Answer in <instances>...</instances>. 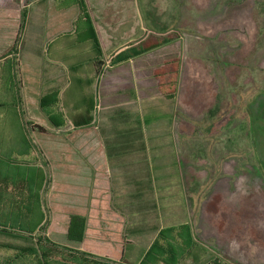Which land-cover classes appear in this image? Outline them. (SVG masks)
<instances>
[{"label": "rangeland", "instance_id": "1", "mask_svg": "<svg viewBox=\"0 0 264 264\" xmlns=\"http://www.w3.org/2000/svg\"><path fill=\"white\" fill-rule=\"evenodd\" d=\"M70 1L11 3L19 9L21 31L26 27L34 35L48 23L50 34L63 32L67 42L78 39L77 50L84 59L91 56L93 47L78 38L79 31L71 32L82 12L78 5L64 4ZM84 1L106 54L135 43L145 33L159 36L162 31L178 37L120 65L112 66L109 59L103 74L108 80L106 88L102 90V82L98 86L97 126L80 132L76 150L96 152L100 163L105 151L102 135L111 140L110 136L129 133L123 128L140 116H149L153 120L146 133L152 137L155 181L174 186L157 192L160 204L172 203L185 210L191 205L190 189L200 185L207 199L214 192L222 193L226 207L223 231L217 230L207 213L200 211L197 222V236L209 245L210 259L219 257L223 264H264V0ZM31 40L35 45L33 36ZM178 54L182 58L178 95L165 100L153 85L152 72L165 58ZM49 136L50 141L42 145L47 148L51 170L43 164L38 143L33 159L51 172L52 188L45 200L51 219L48 234L64 244L68 243L70 214L88 211L90 177L95 172L87 166L79 168L76 177L65 176L69 182L64 185L59 152L71 150L72 145L58 141L56 132ZM29 161V157L0 154V175L8 177L17 166L30 165ZM98 183H105L102 173ZM179 187L184 190L180 192ZM187 192L183 198L181 194ZM167 194L175 200H168ZM90 245L88 238L86 247Z\"/></svg>", "mask_w": 264, "mask_h": 264}, {"label": "crops", "instance_id": "2", "mask_svg": "<svg viewBox=\"0 0 264 264\" xmlns=\"http://www.w3.org/2000/svg\"><path fill=\"white\" fill-rule=\"evenodd\" d=\"M40 27L34 35L26 27L21 31L16 3L9 0L3 4L0 0V154L9 153L10 158L29 157L31 163L35 144L38 143L43 164L46 162L51 170L47 148L42 145L50 141L49 135L56 132L58 141L72 145L71 150L61 149L59 152L63 184L69 182L65 180V176L72 174L76 177L79 168L87 166L95 172V176L91 173L88 190L89 212L70 214L84 215L88 219L85 238L78 244L82 250L114 261L125 259L132 264H142L144 256L162 229L171 227L173 230L169 232L170 238L182 241L178 226L186 224L190 228L188 240L197 241V246L190 248L188 257L181 264H223L219 257L210 259L209 245L204 243L203 236H197L199 212L206 213L204 201L209 199L206 194H202L204 185L190 189L191 205L185 210H178L177 205L172 203H168V206L160 204L157 192L171 190L173 185L155 181L151 164L152 137L146 133V127L151 123L146 125L143 119L138 118L136 122L123 128V131L129 133L121 132L122 134L110 136L111 140L102 135L105 151L100 156V163L96 152L90 151L88 154L76 150L79 148L76 144L82 139L80 132L97 126L95 104L100 90L98 86L102 82L103 90L108 80L104 77V69L101 73L98 72L100 65L97 62L100 57L98 58L94 48L91 56L86 55L83 59L81 50H77L78 39L67 42L63 32L50 34L48 23ZM73 31H79L77 36L80 38L79 25L76 24L71 32ZM96 31L99 36L97 28ZM19 36L21 41L18 43ZM31 36L35 38V45ZM58 38L59 42L56 41ZM85 41H90L93 47L91 40ZM101 45L103 48L102 41ZM126 46L128 44L106 54L104 68L109 59L112 61ZM51 52L52 56L46 57ZM130 59L116 63L112 61V66ZM152 79L156 87L153 72ZM37 125L47 131H40ZM79 159L87 162L82 164ZM174 159L176 160L175 156ZM43 164L37 163L42 167ZM32 165L33 163L22 167ZM18 167L16 172L10 171L7 181L0 180L1 185L9 184V191L27 189L24 168L21 167L19 173ZM100 173L105 177L104 185L98 183ZM49 177L51 181V172ZM157 180H160L159 176ZM62 190L64 196L65 187L61 192ZM182 190L184 188L179 187V191ZM181 196L186 198L188 192ZM174 198L172 194H167L168 200H175ZM179 215L182 217L180 220ZM92 221L95 222L93 226ZM88 238L91 245L86 247Z\"/></svg>", "mask_w": 264, "mask_h": 264}, {"label": "trees", "instance_id": "3", "mask_svg": "<svg viewBox=\"0 0 264 264\" xmlns=\"http://www.w3.org/2000/svg\"><path fill=\"white\" fill-rule=\"evenodd\" d=\"M64 4L78 5L81 9L82 13L78 18L80 38L83 41H92L94 51L98 58L100 57L97 63L100 65L98 72L101 73L107 55L102 48L85 1L71 0ZM161 33L159 36L145 33L137 38L135 43L119 51L112 61L116 63L153 51L178 37L175 33L163 34L162 31ZM181 66L182 58L178 54L165 58L161 65L153 70L157 91L163 99H176ZM140 118L146 125L153 120L145 115ZM37 127L40 131H47L40 125ZM31 163H33L32 167H22L24 177L28 181L27 189L9 191V184H0V264H132L125 259L114 261L79 248L78 244L83 242L88 227V219L84 215L70 216L68 243L63 244L53 240L48 235L50 218L45 201L50 186L49 171L45 166H38V162L34 159ZM22 168L18 167L19 173ZM8 178L9 175L8 177L0 175V180L7 181ZM205 212L217 230L223 231L226 224L224 218L226 207L223 204L222 193L214 192L211 195L206 203ZM189 229L186 224L178 226L179 238L182 241L170 238L169 232L173 230L171 227L162 229L144 256L142 264H181L188 257L190 248L193 245L197 246V241L188 240Z\"/></svg>", "mask_w": 264, "mask_h": 264}]
</instances>
